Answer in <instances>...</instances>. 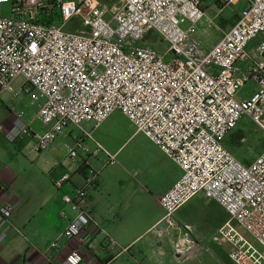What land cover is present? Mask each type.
Returning a JSON list of instances; mask_svg holds the SVG:
<instances>
[{
  "label": "built area",
  "instance_id": "1",
  "mask_svg": "<svg viewBox=\"0 0 264 264\" xmlns=\"http://www.w3.org/2000/svg\"><path fill=\"white\" fill-rule=\"evenodd\" d=\"M204 1L117 0L107 7L98 0H0V6L10 8L0 15V95L12 93L11 83L23 78L20 90L36 108L35 119L43 128L35 138V152L48 149L68 127L78 128L81 139H91L82 123L96 129L113 112L121 113L135 133L147 137L181 170L157 199L163 211L157 225L177 227L176 210L202 194L228 216L215 239L230 245V261L264 264V251L232 226L242 227L264 249V150L245 165L224 146L243 117L264 134V0H211L219 6L240 1L247 6L208 49L194 35ZM151 33L168 44L162 54L167 61L137 45ZM257 38V55L246 54L248 43ZM240 60L248 64L237 73ZM248 82L254 89L238 99ZM22 118L23 112L15 114L8 140L28 132ZM78 148L65 146L67 156L75 159ZM81 150L89 153L86 147ZM100 152L108 164H115L114 155L99 145L92 155ZM96 176V170L87 168L82 184L62 196L73 217L50 248L56 249L60 239L76 247L50 264H81L86 245L81 232L88 229L92 236L103 231L82 206ZM68 180L65 175L54 186ZM12 208L0 206V242L7 237ZM177 228L182 233L173 252L183 259L193 241L185 228ZM115 244L106 235L105 247Z\"/></svg>",
  "mask_w": 264,
  "mask_h": 264
},
{
  "label": "crops",
  "instance_id": "2",
  "mask_svg": "<svg viewBox=\"0 0 264 264\" xmlns=\"http://www.w3.org/2000/svg\"><path fill=\"white\" fill-rule=\"evenodd\" d=\"M238 64L246 67L248 62L240 60ZM248 83H251L254 89V83ZM34 111L36 112V108ZM14 118L15 114L8 111L0 102L2 127L0 135L4 134L6 140H8L6 134L12 128ZM26 125L27 133L33 142L29 153L42 152L33 150L36 136L43 131L42 126L40 123L37 128ZM72 129L73 127L66 128L63 134L44 151L54 160L47 174L37 172L22 175L29 162L23 165L24 168L14 169L0 161V206L11 204L13 207L9 217L7 237L0 242V264L57 263L65 257L68 250L76 247L75 242L66 243L62 239L58 241L56 249L50 248V244L58 238L73 217L68 207L62 203V196L72 195L74 189L82 184L86 169L89 167L97 171V176L94 187L88 189L82 206L103 231L92 236L88 234V229L81 232L86 241L82 250L81 264H202L207 259L215 264H233L228 257L230 245L215 239L218 229L228 220V216L216 202L205 199L202 194L193 197L173 215L177 227L182 226L181 223L187 224L198 237V242L192 240L193 243L185 258L177 259L174 255L173 245L182 232L177 227H168L164 223L157 225L163 215L157 199L168 191L181 175L178 166L167 157L172 164V176L168 178L165 168L158 166L164 159L158 157L155 159L158 164V174L152 173L146 178L142 176L143 185L135 181L132 189L123 193L117 203H109L106 211L100 210L98 193L102 187V179L98 176V172L105 166L103 162L106 156L103 153L93 156L92 152L95 148L86 145L87 139L73 135ZM96 129L92 126L91 137L92 131ZM228 135L224 140V146L245 165L251 163L255 158L247 161L249 157L246 158L234 145L229 144ZM68 138L73 139L74 146L79 145L77 156L80 157L81 164L73 172L65 171L61 163L57 162L60 145ZM92 140L96 142L94 138ZM64 146L68 144L63 143L62 147L65 150ZM83 147H86L89 153L84 154L81 150ZM0 150H2L1 145ZM99 156L104 157V161ZM14 160L18 164L27 161V159L24 162L22 159ZM59 168L60 170L57 171ZM65 175L69 176V180L60 188H56L54 182ZM144 182L153 186L147 187ZM118 184L124 188L126 181L119 180ZM154 208H156L155 212ZM106 235L115 240L116 244L112 249L105 247ZM126 248L127 251H124Z\"/></svg>",
  "mask_w": 264,
  "mask_h": 264
},
{
  "label": "rangeland",
  "instance_id": "3",
  "mask_svg": "<svg viewBox=\"0 0 264 264\" xmlns=\"http://www.w3.org/2000/svg\"><path fill=\"white\" fill-rule=\"evenodd\" d=\"M98 1L107 7L116 5L117 3V0ZM246 6L247 5L244 1H240L237 4L226 5L222 8L219 7V5L214 4L211 0L202 2L200 8L204 12V16L202 21L196 24L194 30V35L202 47L204 49L209 48L216 39L220 38V30H227L233 26L237 21L238 15L246 8ZM9 9L10 8L7 4L0 6V15H6L9 12ZM76 21L77 23L79 22V20ZM185 27V25L182 26V28ZM258 41L259 38L252 40L244 49V52L256 56L257 52L255 46ZM137 45L144 48L149 47L158 52L161 56L168 49V44L163 42L153 33L148 34L144 39L139 41ZM162 60L167 61V58L162 56ZM244 69L245 66L238 64L236 72L242 73ZM23 82L24 80L22 77H17L11 83L13 92L2 93L0 95V102L3 103L11 113L16 114L20 111L23 112L22 122L28 124V126H32V128H37L39 123L35 119V107L30 104L28 95L20 90ZM252 88L251 83H246L238 92L237 98L248 97ZM81 128L86 132H90L92 124L84 122L81 124ZM235 130H240L241 134L239 138H236L235 142H233L234 139L230 140L233 142L234 147L238 149V152L246 158L249 157L247 158V161L256 158L264 150V134L255 129V126L246 117L241 118L237 122L235 128L229 133L227 139L235 137ZM134 131L135 129L132 124L121 113L113 112L96 130L92 131L91 139H87L86 141L88 147L96 148L99 145L104 150L108 151V153L114 155L115 158V164L110 165L107 163V157H105V162H103L105 166L98 172V176L102 179V187L98 193L100 210L103 209V211H106L109 208V203H117L123 193L132 189L135 181H138L143 185V177L146 178V176L148 177L152 173L158 174V166L165 168L168 178L173 175L172 164H170V161L166 156L163 155L155 144L142 133L134 134ZM72 132L73 135L81 136V131L78 128L73 127ZM92 138H94L96 142H94ZM32 143V139L28 133H22L10 141L5 139L4 134L3 136L0 135V145L2 147V150H0V161L14 169L24 168L23 165H26V162H29V165H27L28 167L23 171L24 173L22 175H28L30 173L35 174L37 172L45 174L49 173L53 166V158H51L49 153L44 152L45 150L40 153L30 154L29 150ZM63 143L68 144L69 147H74L73 139L71 138L62 142L57 162L61 163L65 171L73 172V170L78 169V166L81 164L80 157L77 156L72 160L66 156V150L62 147ZM100 154L102 153L100 152ZM23 157L27 159V161L23 159ZM158 157L164 158L160 161L159 165L155 162V159H158ZM99 158L104 161V157L99 156ZM14 159H22V162H24V160L25 162L24 164H18ZM98 167L99 166H97V168ZM58 170H60V168L57 169V171ZM119 180L126 181L124 188H121L118 184ZM145 186L150 187L153 185L145 183ZM149 207L153 208L152 205H149ZM155 210L156 208H154L153 211L155 212ZM181 225L189 232L190 239L194 242H198V237L195 235L192 228L187 224L181 223ZM232 226L237 229L240 234L248 238L258 250L264 251L263 247L250 238L242 227L235 223H232ZM216 238H218V235ZM202 264L215 263L207 259Z\"/></svg>",
  "mask_w": 264,
  "mask_h": 264
},
{
  "label": "trees",
  "instance_id": "4",
  "mask_svg": "<svg viewBox=\"0 0 264 264\" xmlns=\"http://www.w3.org/2000/svg\"><path fill=\"white\" fill-rule=\"evenodd\" d=\"M219 7L222 8L223 6H219ZM234 133H235V137L228 138V142H229V144H230L231 146L233 145V142L236 141V138H239V136H240V134H241L239 130H235ZM230 139H231V140L234 139V141L232 142Z\"/></svg>",
  "mask_w": 264,
  "mask_h": 264
}]
</instances>
